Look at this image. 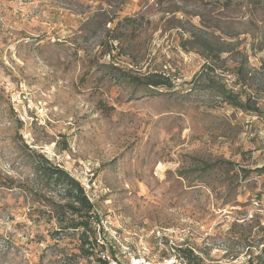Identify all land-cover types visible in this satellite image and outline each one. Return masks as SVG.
Instances as JSON below:
<instances>
[{
    "label": "rangeland",
    "instance_id": "obj_1",
    "mask_svg": "<svg viewBox=\"0 0 264 264\" xmlns=\"http://www.w3.org/2000/svg\"><path fill=\"white\" fill-rule=\"evenodd\" d=\"M223 1L0 0V174L18 187H0V264H161L156 230L204 264H264V121L207 88L239 92L242 67L264 113V0ZM49 165L98 210L89 258L77 235L55 244L63 188L34 176Z\"/></svg>",
    "mask_w": 264,
    "mask_h": 264
},
{
    "label": "trees",
    "instance_id": "obj_2",
    "mask_svg": "<svg viewBox=\"0 0 264 264\" xmlns=\"http://www.w3.org/2000/svg\"><path fill=\"white\" fill-rule=\"evenodd\" d=\"M223 2L225 6L232 4V0H224ZM237 2L238 0H234V4H237ZM261 10L263 14L261 21L264 23V8ZM133 23L134 21L132 18L126 17L123 19L122 26H124V28H127L132 26ZM123 36L124 35H122V37ZM122 37L112 36L110 40L113 42L118 39H122ZM187 41H194V39H187ZM203 45L205 46L203 50L207 60L210 63L214 60H218L217 55L222 52V50H219L218 53H214V51L209 49L207 45H205L204 43ZM203 45L201 46L203 47ZM111 51L112 49L108 50V54H110ZM236 72L235 85H239V92L226 88L224 84H215V82H213L210 78L207 79V88L209 90H215L222 103L237 110L248 113L252 116L260 117L264 121V113L259 105L260 98L258 96L256 87L249 81L248 84L246 83V80H248V78L247 74H244L242 72V67H238ZM130 80H132L134 85H138L137 79L131 77ZM142 85H144L146 88H150L153 91H157V89L161 88L168 90L169 92L173 91L172 82H167L164 76L161 75L149 74L143 77ZM241 96H243V100ZM34 170V176L39 178L42 184L44 183V187L51 186L52 188L54 187L56 189L58 186H61V188H63V197H58L55 204H51L52 199L50 197L47 198V205H50L49 211H51V214L54 215V217L63 219L57 222L59 229L54 232L55 235H58L59 233H66L64 235L66 238L61 239V242L57 241L59 239H56L55 243L56 246L60 245V243H63V245H65L63 246V248H61L62 253L68 250V246L72 245V242L69 240V238H74L76 235L78 236V247H73V249H77V251L83 258H89L93 256V252L95 250H103V244L98 243V240L96 239L95 228V224H97L99 228L98 233L102 232L101 217L98 213V210L96 209V206L87 197L84 189L80 186V184L73 178L69 177L66 172H64L57 166H44L43 169L37 166ZM240 172L247 173V171L244 170H241ZM253 172L257 173L258 176L264 174V166L255 169ZM244 177L246 178V176ZM0 187L6 189L18 188L14 186V180L4 177L1 174ZM46 195L47 194H45L44 192L43 195L39 193L38 196L40 198H46ZM164 244H167L166 241L164 242ZM155 246L158 247L156 242ZM173 250V255L176 258L180 259L183 264H204L198 257L195 250L188 245L186 239H184V242ZM65 256H67V254ZM112 257H114V254H112ZM258 258L259 256L250 257L248 262L252 263L254 259L257 260ZM111 260L115 261L114 258H112ZM98 261L102 262V264H108L107 261H101L100 258L98 259Z\"/></svg>",
    "mask_w": 264,
    "mask_h": 264
},
{
    "label": "built area",
    "instance_id": "obj_3",
    "mask_svg": "<svg viewBox=\"0 0 264 264\" xmlns=\"http://www.w3.org/2000/svg\"><path fill=\"white\" fill-rule=\"evenodd\" d=\"M154 234H155V242H156L157 246L160 249H164L167 252V254L169 255V258L165 259L161 264H183L180 259L176 258L173 255L174 254L173 249L178 247L180 244H182L184 242V240H182V241H180V243H178V242L166 237L165 234H163V232L161 230H156ZM165 241L167 244H164ZM140 261H141L140 262L141 264H149L148 261H146L145 259H141ZM109 264H117V262L111 260Z\"/></svg>",
    "mask_w": 264,
    "mask_h": 264
}]
</instances>
